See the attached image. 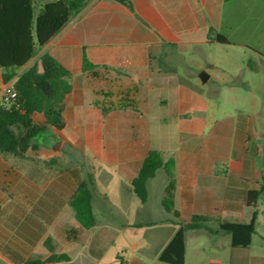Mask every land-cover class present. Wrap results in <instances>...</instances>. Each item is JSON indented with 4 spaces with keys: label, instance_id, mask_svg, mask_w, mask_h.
I'll return each instance as SVG.
<instances>
[{
    "label": "crops",
    "instance_id": "obj_1",
    "mask_svg": "<svg viewBox=\"0 0 264 264\" xmlns=\"http://www.w3.org/2000/svg\"><path fill=\"white\" fill-rule=\"evenodd\" d=\"M255 17L257 23H263L264 0H86L18 70L20 73L48 51L71 71L65 128H49L34 138L51 134L64 138L69 142L70 156L73 149L82 148L86 168L78 163L54 172L47 191L39 194V218L32 213L37 208L28 209L22 233L14 224H0L1 233L5 229L12 234V239L0 238V264L45 259L51 254L49 244L55 246L56 253L69 256L56 264H173L160 260V253L193 214L220 215L226 221L246 223L254 210L258 212L256 231L248 246H232L230 234L212 233L205 226L187 229L184 264H264V235L255 240L264 225L258 208L264 199V55L251 42ZM219 35L228 42L218 41ZM221 51L236 56L238 67L220 66L211 59L213 53ZM84 53L99 66L84 70ZM255 65L261 75L260 109L255 107V85L248 80L236 81L240 70L254 69ZM217 67L232 79L212 73ZM3 71L0 68V100L4 85L13 81L4 83ZM202 71L209 75L206 81L199 76ZM123 95L134 99V106L113 107L104 114L102 104ZM228 96L237 104L250 99L253 109L247 119L230 116L229 121L226 116L222 119L225 122L214 125V131H206V105ZM236 109L246 115L239 106ZM151 149L162 151L165 160H175L178 217L162 204L167 183L164 168H158L148 180L145 201L132 190L131 182ZM32 153L22 159L30 163ZM95 159L105 167L101 207L107 212L104 202L114 193L127 203L121 210L152 213L149 224L160 231L158 240H130L124 232L117 237L112 234L117 226L106 224L109 220L99 223L96 218L91 228L76 220L69 198L79 180L89 173L94 179V213L96 210L94 192L97 194L99 188ZM50 163L57 164L55 159ZM4 164L6 175L13 174L8 170L12 165L3 157L0 166ZM23 176L24 183L31 181L27 173ZM259 188L258 205L251 207L248 192ZM24 199L32 197L24 194ZM208 225L218 227L215 221ZM48 237L52 241L46 244ZM129 250L130 255L125 256Z\"/></svg>",
    "mask_w": 264,
    "mask_h": 264
},
{
    "label": "trees",
    "instance_id": "obj_2",
    "mask_svg": "<svg viewBox=\"0 0 264 264\" xmlns=\"http://www.w3.org/2000/svg\"><path fill=\"white\" fill-rule=\"evenodd\" d=\"M128 3V0H120ZM86 0H52L44 3L35 16L34 0H0V68L2 81H12L16 97L10 98L3 94L0 100V153L12 154L26 158L38 149L32 142L37 135L52 128L61 131L66 126L64 116L68 98L72 93L70 81L71 71L66 68L48 51L38 56L33 63L23 69L50 39H52L70 20L71 16L82 9ZM220 42H228L218 36ZM96 65L83 55L84 70H93ZM110 95L106 93L105 96ZM135 100L126 95L113 102L107 100L102 104L104 114L113 107L134 106ZM164 168L167 183L164 188L162 204L175 217L180 215L175 208V160L173 157L164 159L162 151L151 149L131 182L133 192L141 201L148 196L147 183L158 168ZM93 175L89 173L80 179L69 204L74 216L82 227L91 228L96 225V216L92 204ZM262 188L248 192V205H258ZM1 208V206H0ZM258 212L254 210L249 222H233L223 220L220 215L193 214L185 225H180L169 243L160 253V260L184 264L185 232L187 229L205 226L212 233L231 235L232 246H248L256 231ZM212 221L218 223L217 228L210 227ZM48 237L46 244L51 243ZM51 254L45 258H28L23 264H56L67 260L65 253H56L53 244L48 245Z\"/></svg>",
    "mask_w": 264,
    "mask_h": 264
},
{
    "label": "rangeland",
    "instance_id": "obj_3",
    "mask_svg": "<svg viewBox=\"0 0 264 264\" xmlns=\"http://www.w3.org/2000/svg\"><path fill=\"white\" fill-rule=\"evenodd\" d=\"M35 1V14L40 12L42 5L46 1L50 0H34ZM52 1V0H51ZM259 1V0H257ZM251 8L248 7V12L250 13ZM262 27L259 30L258 27ZM253 39L252 45L255 50L260 54L264 55V19L263 23H257V19L253 20ZM38 57V56H37ZM217 64L220 66L238 67L240 61L236 56L228 54L224 51L219 53H213L211 56ZM33 63V62H32ZM223 71L221 68L217 67L212 69V73L218 76H227V79H232L228 76L227 72L225 75L222 74ZM248 80L252 84L255 85L254 91L256 93L255 97V107L261 108L262 97L259 91L258 83L261 81V75L257 70V66L255 68H246L240 70V75L236 78V81ZM211 82L206 84L205 89H209V85ZM5 86V85H4ZM4 89V88H3ZM239 106L246 113L245 116L237 111L236 107ZM254 107V108H255ZM205 116L207 118V129L206 131H214V125L216 123H223L226 120L224 117L230 116L235 118H239V121L247 119V114L250 113L253 109V105L250 102V99L245 100V102L236 103L233 101L231 97H226L224 100L219 101L216 98L213 99L210 103L206 105ZM32 142L36 144H40V150L33 152L31 156L30 163L28 160H23L20 157H16L14 155H6L3 156L0 154V161L5 159V163L7 165L11 164L12 168L8 169L9 171H13V174L9 173V176L6 175L7 168L4 166H0V224H14L16 226V230L22 233L24 229L23 225L28 219L27 213L28 209L37 208L42 201L39 198V194L47 191L49 180L54 175V172H57L59 167H62V170H65L66 167H69L73 164L80 163L83 167V170L86 168V153L80 150L75 151L73 149V153H68L69 142L67 140L58 139L54 134L51 135H43L41 138H34ZM82 143V142H81ZM80 143V144H81ZM87 149V148H86ZM74 154V156H73ZM51 159H55L57 164L50 163ZM95 170H96V178H97V194L95 195V214L98 222L103 223L109 220L108 225H116L115 231L112 232L113 235L119 237L122 232L126 234L127 238L130 240H140V241H155L160 237V231L156 229L155 224H149L150 219L153 218L152 213H137L136 211H125L121 210L122 205H127L124 199L114 194L110 193L109 200L104 203L107 204L108 210L101 207V201L103 198L102 188H105L106 184H104V177L102 176L104 168V163L99 159H95ZM35 162V163H33ZM46 162H49L46 164ZM23 173H27L31 176V181L29 183H24ZM64 186H66L64 181ZM110 188L113 185H109ZM102 191V192H101ZM24 194H30L32 199L30 201H25ZM101 198V199H100ZM64 202H66V198H64ZM65 204V203H64ZM70 207V206H69ZM260 209L261 219H264V199H261L258 205ZM70 209H72L70 207ZM123 209V208H122ZM38 208L36 211L32 210V213L39 218ZM27 212V213H26ZM123 212L124 214H122ZM105 213V214H104ZM158 218V217H157ZM39 221H37L38 223ZM127 230V232H125ZM259 234L255 236V240L260 239V235H264V225L259 227ZM0 232V238L4 240L12 239V234L7 232L5 229ZM119 240V238H116ZM124 250V249H122ZM131 250H129L125 256H129ZM11 264V263H6ZM65 264V263H63Z\"/></svg>",
    "mask_w": 264,
    "mask_h": 264
},
{
    "label": "built area",
    "instance_id": "obj_4",
    "mask_svg": "<svg viewBox=\"0 0 264 264\" xmlns=\"http://www.w3.org/2000/svg\"><path fill=\"white\" fill-rule=\"evenodd\" d=\"M3 94H6L7 97H10V98L16 97V92L13 90L12 83L11 82L10 83H7L4 86Z\"/></svg>",
    "mask_w": 264,
    "mask_h": 264
},
{
    "label": "water",
    "instance_id": "obj_5",
    "mask_svg": "<svg viewBox=\"0 0 264 264\" xmlns=\"http://www.w3.org/2000/svg\"><path fill=\"white\" fill-rule=\"evenodd\" d=\"M199 76L202 81H206L209 75L206 71H202Z\"/></svg>",
    "mask_w": 264,
    "mask_h": 264
}]
</instances>
